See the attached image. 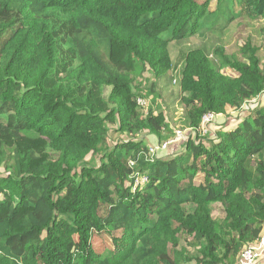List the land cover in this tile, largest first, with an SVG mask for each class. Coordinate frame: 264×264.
<instances>
[{
	"label": "trees",
	"instance_id": "1",
	"mask_svg": "<svg viewBox=\"0 0 264 264\" xmlns=\"http://www.w3.org/2000/svg\"><path fill=\"white\" fill-rule=\"evenodd\" d=\"M243 15L264 18V0H0V264H239L264 234V103L248 106L264 93L258 48L218 50V64L216 43L184 52V124L239 113L167 158L139 135L161 145L174 131L133 89L149 73L157 98L170 43ZM100 235L110 249L96 250Z\"/></svg>",
	"mask_w": 264,
	"mask_h": 264
},
{
	"label": "rangeland",
	"instance_id": "2",
	"mask_svg": "<svg viewBox=\"0 0 264 264\" xmlns=\"http://www.w3.org/2000/svg\"><path fill=\"white\" fill-rule=\"evenodd\" d=\"M246 41H250L252 45L258 48V56L262 61H264V18L252 20L243 15L234 21L229 29L222 34L219 32H208L204 36H195L184 41L170 43L169 51L172 59V67L166 76L164 78H160L155 84L156 87H154V91L155 94L157 93L158 97L153 99V94H150L147 97L144 94L146 91L151 89V81H154L149 73H145L137 80V87L134 84L135 88L133 91L142 93L141 96L143 98L140 97L139 99L141 100V103L144 102V105L141 107L143 112H146L147 107L151 104L153 105V108L157 106L160 107L159 112L163 116V121L168 123L170 129L173 131H182L184 136L190 131V129L184 124V107L180 104V91L177 87V77L182 66L184 52L189 48L198 47L201 45L210 48L212 43H216V48L214 47L215 50L213 48L210 54L211 58L216 64H218V50L221 54L239 59L242 52V45ZM220 70L226 75L233 74L232 70L230 69L221 68ZM260 96V101L254 103H264V93H262ZM238 113L239 112L235 109H228L224 116L217 118L214 122L206 126L208 129L207 133H193L191 134V137H193V139H197L199 137L195 136L199 135L202 139L201 142L208 143L209 139L214 138L218 129H226L228 127L226 124L231 123L232 125L235 123ZM108 134L111 143L123 137L118 136L119 134L117 131H115V126L112 125L109 126ZM170 136L171 134L169 133V139L174 137L173 134L171 137ZM139 138H143V141L148 147H155L157 146V142H159L158 138L153 134L139 135ZM180 142L181 141L177 140L174 143L169 144L167 147L161 148L159 152L160 156L167 158L175 152H178V145L181 144ZM89 156L90 155H87L86 160L89 159ZM0 174H6V171L3 167H0ZM214 215L218 216L219 213L215 212ZM95 247L96 250H101L103 247L110 249L112 245L110 239L108 240L106 237H102L100 235L96 239ZM262 256H264V253Z\"/></svg>",
	"mask_w": 264,
	"mask_h": 264
},
{
	"label": "built area",
	"instance_id": "3",
	"mask_svg": "<svg viewBox=\"0 0 264 264\" xmlns=\"http://www.w3.org/2000/svg\"><path fill=\"white\" fill-rule=\"evenodd\" d=\"M256 99V98H255ZM254 99V100H255ZM137 102L143 106L144 102L141 103V100L138 99ZM217 116L215 114H205L202 117V122L200 127L197 129V131L199 133L205 134L208 132V129L206 126H208L210 123H212L215 118ZM206 128V129H205ZM190 131L188 133H186L184 136L182 134V131H174V137L172 139H170L169 141L161 144V145H157L155 147H149V152L151 156H155L157 154V151H159L161 148H165L167 147L169 144L174 143L175 141H184L187 140L191 134L195 133L193 129L189 128ZM264 253V235L261 238V240L259 241V243L255 246H250L247 247L246 249L243 250V252L240 255V260H239V264H255L256 260L258 258H260L262 256V254Z\"/></svg>",
	"mask_w": 264,
	"mask_h": 264
},
{
	"label": "crops",
	"instance_id": "4",
	"mask_svg": "<svg viewBox=\"0 0 264 264\" xmlns=\"http://www.w3.org/2000/svg\"><path fill=\"white\" fill-rule=\"evenodd\" d=\"M261 95H262V94H261ZM260 98H261V96H259L257 99H255V100H254L252 103H250L248 106L252 107L253 104H254V102H258V101H260V100H259ZM236 122H237V121H236ZM236 122H235V123H236ZM235 123H233L232 125H231V123L226 124V125H227L228 127H229V126H234ZM228 127H227V128H228ZM262 257H263V256H262Z\"/></svg>",
	"mask_w": 264,
	"mask_h": 264
}]
</instances>
